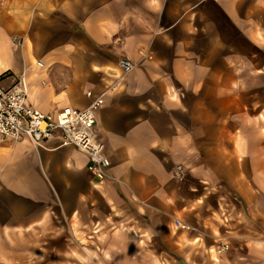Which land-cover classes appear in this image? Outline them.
I'll return each instance as SVG.
<instances>
[{
	"label": "crops",
	"instance_id": "1",
	"mask_svg": "<svg viewBox=\"0 0 264 264\" xmlns=\"http://www.w3.org/2000/svg\"><path fill=\"white\" fill-rule=\"evenodd\" d=\"M22 77L43 112L101 98L111 166L0 140V264H264V0H0Z\"/></svg>",
	"mask_w": 264,
	"mask_h": 264
},
{
	"label": "built area",
	"instance_id": "2",
	"mask_svg": "<svg viewBox=\"0 0 264 264\" xmlns=\"http://www.w3.org/2000/svg\"><path fill=\"white\" fill-rule=\"evenodd\" d=\"M119 67L123 77L134 68V63L121 59ZM27 95L24 77L9 88L0 86V140L17 142L28 138L34 146H40L44 140L57 136L61 138L62 145L75 146L89 157L87 170L95 179L107 178L111 160L95 129L96 110L102 105L101 98L94 99L85 108L66 106L57 111L43 112L26 105ZM178 170L181 171V166ZM175 223L181 228H189L177 220ZM225 249L226 245L221 247V250Z\"/></svg>",
	"mask_w": 264,
	"mask_h": 264
}]
</instances>
